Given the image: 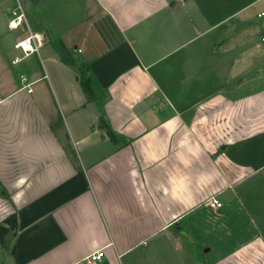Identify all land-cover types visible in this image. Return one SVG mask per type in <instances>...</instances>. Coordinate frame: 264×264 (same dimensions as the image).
Wrapping results in <instances>:
<instances>
[{
	"label": "crops",
	"instance_id": "1",
	"mask_svg": "<svg viewBox=\"0 0 264 264\" xmlns=\"http://www.w3.org/2000/svg\"><path fill=\"white\" fill-rule=\"evenodd\" d=\"M17 1L0 264H264V0H19L11 30Z\"/></svg>",
	"mask_w": 264,
	"mask_h": 264
},
{
	"label": "built area",
	"instance_id": "2",
	"mask_svg": "<svg viewBox=\"0 0 264 264\" xmlns=\"http://www.w3.org/2000/svg\"><path fill=\"white\" fill-rule=\"evenodd\" d=\"M263 15L264 13L260 14L259 16L261 17ZM23 25L28 27L27 8L24 3L18 0L15 9L11 13V19L8 23V27L11 30H16ZM44 44H45V38L42 34L37 33V32H32L29 30V35L17 44V48L22 53L21 56H16L12 60V63L18 64L23 60V58L29 57L30 55H33L35 53H39L40 48ZM22 80L25 82L26 78L22 76ZM29 86L30 84L27 85V87ZM28 92H32V89L29 88ZM207 206L210 209L217 210L223 207V203L218 198L213 196L207 200ZM104 255H105L104 251L99 250L89 255L86 261L88 264H96L97 262L102 260Z\"/></svg>",
	"mask_w": 264,
	"mask_h": 264
},
{
	"label": "trees",
	"instance_id": "3",
	"mask_svg": "<svg viewBox=\"0 0 264 264\" xmlns=\"http://www.w3.org/2000/svg\"><path fill=\"white\" fill-rule=\"evenodd\" d=\"M82 85H83V88H84V91L88 94H91V89H90V86H89V81L87 79L84 78L83 82H82ZM102 125H103V122H102Z\"/></svg>",
	"mask_w": 264,
	"mask_h": 264
},
{
	"label": "rangeland",
	"instance_id": "4",
	"mask_svg": "<svg viewBox=\"0 0 264 264\" xmlns=\"http://www.w3.org/2000/svg\"><path fill=\"white\" fill-rule=\"evenodd\" d=\"M199 252H201L200 250H199ZM203 254V253H202Z\"/></svg>",
	"mask_w": 264,
	"mask_h": 264
}]
</instances>
